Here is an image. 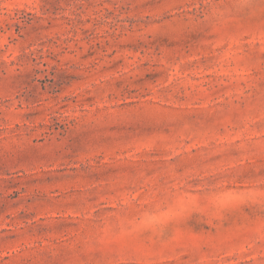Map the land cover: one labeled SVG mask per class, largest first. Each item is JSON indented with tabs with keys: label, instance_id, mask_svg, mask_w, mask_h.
<instances>
[{
	"label": "rangeland",
	"instance_id": "rangeland-1",
	"mask_svg": "<svg viewBox=\"0 0 264 264\" xmlns=\"http://www.w3.org/2000/svg\"><path fill=\"white\" fill-rule=\"evenodd\" d=\"M0 264H264V0H0Z\"/></svg>",
	"mask_w": 264,
	"mask_h": 264
}]
</instances>
